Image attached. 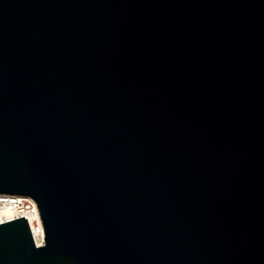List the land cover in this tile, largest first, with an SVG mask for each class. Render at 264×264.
<instances>
[{
    "label": "water",
    "instance_id": "obj_1",
    "mask_svg": "<svg viewBox=\"0 0 264 264\" xmlns=\"http://www.w3.org/2000/svg\"><path fill=\"white\" fill-rule=\"evenodd\" d=\"M0 264H264V0H0Z\"/></svg>",
    "mask_w": 264,
    "mask_h": 264
},
{
    "label": "built area",
    "instance_id": "obj_2",
    "mask_svg": "<svg viewBox=\"0 0 264 264\" xmlns=\"http://www.w3.org/2000/svg\"><path fill=\"white\" fill-rule=\"evenodd\" d=\"M0 210L11 212L13 218L7 222L27 216L33 239L37 246L45 243V230L36 201L29 196L0 194Z\"/></svg>",
    "mask_w": 264,
    "mask_h": 264
},
{
    "label": "bare ground",
    "instance_id": "obj_3",
    "mask_svg": "<svg viewBox=\"0 0 264 264\" xmlns=\"http://www.w3.org/2000/svg\"><path fill=\"white\" fill-rule=\"evenodd\" d=\"M12 218H13V214L11 212L0 210V222L6 221Z\"/></svg>",
    "mask_w": 264,
    "mask_h": 264
}]
</instances>
